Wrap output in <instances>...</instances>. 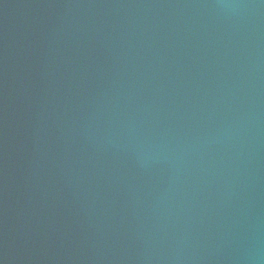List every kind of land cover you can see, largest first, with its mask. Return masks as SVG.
Instances as JSON below:
<instances>
[{"label": "water", "instance_id": "obj_1", "mask_svg": "<svg viewBox=\"0 0 264 264\" xmlns=\"http://www.w3.org/2000/svg\"><path fill=\"white\" fill-rule=\"evenodd\" d=\"M0 264H264V0H0Z\"/></svg>", "mask_w": 264, "mask_h": 264}]
</instances>
